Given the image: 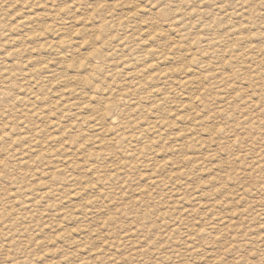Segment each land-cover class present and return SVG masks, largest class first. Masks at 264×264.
Wrapping results in <instances>:
<instances>
[{"label":"rangeland","instance_id":"rangeland-1","mask_svg":"<svg viewBox=\"0 0 264 264\" xmlns=\"http://www.w3.org/2000/svg\"><path fill=\"white\" fill-rule=\"evenodd\" d=\"M0 264H264V0H0Z\"/></svg>","mask_w":264,"mask_h":264},{"label":"bare ground","instance_id":"bare-ground-1","mask_svg":"<svg viewBox=\"0 0 264 264\" xmlns=\"http://www.w3.org/2000/svg\"><path fill=\"white\" fill-rule=\"evenodd\" d=\"M261 42V41H260ZM227 68V67H226ZM166 78V77H165ZM227 80V79H226ZM153 87V86H152ZM158 90V89H157ZM179 95V94H178ZM185 97V96H184ZM233 159V158H232ZM190 233V232H189ZM263 262V261H262Z\"/></svg>","mask_w":264,"mask_h":264}]
</instances>
